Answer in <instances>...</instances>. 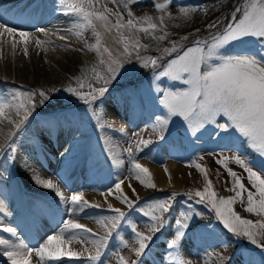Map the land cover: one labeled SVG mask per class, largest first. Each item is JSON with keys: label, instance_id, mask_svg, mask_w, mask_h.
<instances>
[{"label": "rangeland", "instance_id": "1", "mask_svg": "<svg viewBox=\"0 0 264 264\" xmlns=\"http://www.w3.org/2000/svg\"><path fill=\"white\" fill-rule=\"evenodd\" d=\"M221 1L216 2L221 3ZM12 2L13 0L2 1L5 5L11 3L8 12L13 11L15 5L17 6ZM45 2L52 23L51 44L53 48L57 46L60 49V51L55 49L52 51L49 68L64 75L65 78L61 84L57 83L55 89H59L58 92L53 90L46 93L50 97L48 100L39 103L37 99V106L27 122L21 123L24 113H14L16 117L14 116V120H10L12 122L9 121L7 126L6 132L9 133L0 135V149H3L0 151V172L3 173V176H0V238L7 239L12 244H27L34 249L44 243L49 235L57 234L63 227L64 221L69 218V208L72 206L61 201L55 188L45 192L44 188L40 187L41 181L37 180L36 175L41 172L48 174L53 179H51L53 184L59 186L65 196L70 198L73 194H82L84 200L100 205V208H86L71 217L90 229L97 237L105 235L107 231L105 224L111 223L107 219L101 220V217L114 215L108 210L110 205L127 213L118 228L112 232L107 245L102 248L101 258L96 264H124L125 261L130 264L133 260H137V264H264V247L254 243L246 235L233 233L217 216L215 220H206L209 219L208 215H211L207 207L197 205L188 197L184 200L181 194L176 195L172 210L165 213L167 223L158 232L152 233V241L144 255L137 257L134 251L138 247L135 232L147 235L154 224L150 216H146L141 209L150 211V204L172 196L168 192L160 194L156 191L183 187H188L191 191L194 186L204 184L202 168L213 180L214 186L220 189L217 197L236 196V191H233L234 178L229 171L231 170L238 174L245 188L254 193V201L259 199V191L248 179L245 165L237 164L235 158L239 156L246 164H250L262 178L264 173L245 159L236 144L227 145L230 139L243 136L236 128L222 131L216 124L209 122L203 128L195 130L193 134L187 122L182 117L175 116L161 133V123L156 118L162 114L166 117L167 112L159 103L162 94L156 93L154 89L160 87L176 90L185 85L180 81L169 79L164 82V78L153 84L154 69L150 66V61L154 57L159 58L161 68L166 66L170 59L175 58L177 53L170 52L173 44L182 53L188 47L194 46L193 42L198 38L201 41L210 40L212 35L222 32L227 23L231 22L234 14L237 18L242 16V12H236V9H243L249 0L235 2L230 13L227 14L229 20H226L225 24L215 23L214 29H205L209 24H213V21L206 18L205 9L200 4L184 6V4L180 5L178 0L175 2L94 0L90 10L108 17L107 22L94 20L98 25L96 31L100 33L99 37L91 28H79L78 23L81 18L69 14L67 5L79 3L80 0H45ZM157 5L164 7L158 8ZM118 18L121 24H127V21L132 19L135 26L114 27ZM149 24H156L157 27L150 29ZM144 29L148 30L144 31ZM42 34L46 35L44 31ZM205 34L208 35L204 37ZM48 40L52 41L49 37ZM126 45L127 50H125ZM244 47H252L251 49H255L257 53L252 50L243 51ZM97 48L100 50L98 51ZM105 48L108 51H104ZM152 50L157 54H149ZM109 52L112 53L111 56ZM137 52L141 57L140 60H137ZM220 54L255 56L258 60L264 61V41L249 35L232 41L220 50ZM69 59L74 62L76 59L75 66L72 71H64L60 64ZM101 59L105 61L119 59L128 66L119 69L120 75L107 85L108 92L90 107L77 95L67 93L65 89L72 86L78 92L86 93L92 91L89 84L92 88L103 86L102 78L107 79L109 65L101 64ZM144 64L149 66L143 67ZM14 72L15 69L12 74ZM22 79V76H17L11 81L17 82V86L22 85L16 86L20 90L25 88L27 92L39 91L36 86ZM35 110L40 114L36 115ZM11 111L15 112L13 108ZM216 120L217 124H220L227 118L220 116ZM17 123H21L19 129L16 127ZM67 127L71 130L68 138L72 137L81 147L76 149L77 152L72 158L66 157L63 153V142H54L55 135L61 136L60 134L66 133ZM215 134L222 135L223 139L220 141L225 143L224 147L216 145L220 136ZM161 135L164 136L162 140ZM140 139L150 140L152 143L148 148L138 152L133 141ZM226 139L229 140L226 142ZM193 140L198 144H194ZM10 142L16 145L14 152L6 147ZM129 146L133 147L135 163L146 168L149 165L164 168L171 182L169 186L156 185V191L153 192L146 189L134 171L129 172L133 163V159L126 151ZM117 161H123V164H118ZM171 163L188 171L190 178L188 177V181L180 187L172 184L174 174L168 167ZM148 176L152 179L149 173ZM118 177L123 181V193L130 200L139 199V203L132 209L108 192L110 188L114 189ZM228 185L231 188L229 192ZM211 189L213 190L212 187ZM241 200L244 201L243 204ZM246 206L247 191H244L240 194V199L234 201L232 208L238 209L239 213L235 212L240 217L253 221L251 230L254 234H258L259 228L255 222H263L264 215L250 213L246 210ZM181 211L190 212L191 219L178 245L170 248V241L176 238L178 231L176 220ZM154 214H158V211ZM25 217L31 218L32 221V226L28 228L32 233L27 239V235L22 233V229L27 228L29 221ZM204 220L207 221L204 225L197 223ZM218 225L227 229L234 238L239 239L240 243L230 244L224 232L219 231ZM7 227L14 228L15 235L5 231ZM63 238L68 240L67 235H63ZM92 239V236L78 233L76 238L65 245L77 256L62 257L60 260L48 261V264H92L88 259L89 256L96 254V246L92 244ZM240 239L256 244L258 249V252H255L258 258L256 263L249 258L254 250L249 251ZM6 248L7 246L0 245V264H11L3 254ZM81 253L82 255H79ZM38 260L39 257L34 254L33 264H37ZM40 264L44 262L41 261Z\"/></svg>", "mask_w": 264, "mask_h": 264}, {"label": "snow or ice", "instance_id": "2", "mask_svg": "<svg viewBox=\"0 0 264 264\" xmlns=\"http://www.w3.org/2000/svg\"><path fill=\"white\" fill-rule=\"evenodd\" d=\"M93 2L94 0H80L79 3L68 4L67 8L70 10L69 14H75L81 18L78 23L79 28H91L96 36L99 37L100 33L96 31L98 25L94 23V20L107 22L108 17L103 13L91 11ZM157 7L163 8L164 5H157ZM108 11L110 12L111 10ZM236 12H242V16L237 18L234 14L231 22L227 23L222 32L212 35L210 40H196L193 42L194 46L188 47L182 53L173 44L170 52H176L177 55L175 58L170 59L166 66L161 68L158 57L151 59L150 66L154 69L153 84L156 81H160L161 78H167L172 81H180L185 85V87L176 90L155 87V92L162 94L159 103L167 112L166 117L162 115L156 119L161 123V133L164 132L165 126L169 125L175 116L182 117L193 130V134L195 130L203 128L209 122L216 124L222 131H227L234 127L244 137L248 138L253 148L261 155H264V61L258 60L255 56H225L220 54V50L232 41L249 35H254L264 41V0H249L247 6L243 9H236ZM134 26L132 19H129L127 24H121L119 18L116 25H114L117 28H132ZM105 27L107 28V23H105ZM156 27V24L148 25L150 29H155ZM208 27L214 29L216 24H209ZM0 29L10 35L16 33V29L8 27L5 22H0ZM108 30L110 31L111 29ZM147 30L144 29V31ZM40 31H43V29ZM28 35L27 32H19V36L22 38ZM61 39H64V37H61ZM37 42L39 43V41ZM97 43L99 44V40ZM97 50L99 51L100 49L97 48ZM125 50H127V45ZM104 51H108V49L105 48ZM25 52H27V48H25ZM109 55L111 56L112 53L109 52ZM140 59L141 57L137 52V60ZM104 63H108L109 68L107 79L102 78L103 86L92 88V85L89 84V88L92 91L86 93L78 92L72 86H68L65 91L74 93L91 107L95 101L108 92L107 85L120 75L119 69L124 67L119 59L115 61L101 59V64ZM148 66V64L143 65V67ZM11 91L13 93L11 99L6 103H0V115H3L5 107L13 108L17 114L24 113L21 123L29 120L32 111L37 106V99H39V103H44L49 99L42 90L24 92L14 88ZM54 91H59V89H54ZM220 116L226 117L227 120L224 123L217 124L216 118ZM21 123L16 124L18 129L21 127ZM163 138L164 136L161 135L160 139L162 140ZM151 143L152 141L145 139L133 141V145L138 152L148 148ZM6 147L13 152L16 150L14 142H10ZM0 151H3V149H0ZM126 151L128 156L133 159L132 168L129 169V172L134 171L136 177L142 183H145L148 187L155 188L156 185L151 179H146L149 169L134 162L133 147L129 146ZM235 162L245 165L248 179L259 191L258 200L254 201V193L247 190L238 174L231 170L229 171L234 178L233 191H236V196L228 198L217 197V193L211 189L210 185L206 186L203 191L196 190L194 193L188 192L185 195L195 199L198 203H207L215 211L217 218L230 231L237 235H246L254 243L264 247V242H261L264 240V222H255L259 232L254 234L251 230L253 221L240 217L232 208L234 201L240 199V194L247 191L246 210L250 213L255 212L257 215H264V178L239 156L235 158ZM117 163L123 164V161H117ZM0 176H3L2 172H0ZM122 183L123 181L118 177L114 184V189L110 188L108 192L109 194H114L129 209H132L139 203V199L136 201L130 200L122 191ZM44 186L49 189L55 188L61 201L67 202V204L72 206L69 208V218L64 221L63 227L59 229L57 234L49 235L44 243L34 249L27 244H12L9 240L0 238V245L7 246L3 254L11 261V264H33L32 257L34 254L39 257L37 264H40L41 261L44 264H48V261L60 260L62 257L77 256L76 253H72L67 249L65 245L76 238L78 233H84L93 237L92 244L96 246V254L89 256L88 259L92 264H96L101 258L102 248L107 245L112 232L118 228L127 213L120 208H112L110 205L108 210L113 212L114 215L107 218L101 217V220L107 219L111 223L105 224L107 229L105 235L97 237L90 229H87L71 217L78 215L79 212L86 208H100L99 204L89 203L83 199L82 194H73L69 198L51 180L44 182ZM133 192H135V189H133ZM176 195L178 193H173L169 199L150 204V211L141 209L146 216H150L154 224L147 235L142 232H135V226L133 225V231L138 239V247L134 249L137 257L144 255L152 241V233L158 232L167 223L165 213H169L172 210ZM241 203L243 204L244 201L241 200ZM157 211L158 214H154ZM190 219V212L181 211L179 213L176 220L178 231L176 232V238L170 241V248L178 245ZM4 230L15 235L16 230L12 227H7ZM62 234L67 235L68 240H65ZM79 255H82V253ZM124 264H128V262L125 261ZM130 264H137V260L131 261Z\"/></svg>", "mask_w": 264, "mask_h": 264}, {"label": "bare ground", "instance_id": "3", "mask_svg": "<svg viewBox=\"0 0 264 264\" xmlns=\"http://www.w3.org/2000/svg\"><path fill=\"white\" fill-rule=\"evenodd\" d=\"M2 1L6 2L7 0H0V18H2L0 22H5L8 27L16 29V33L10 35L7 32H4L3 29H0V33H2V35H0V103H6L12 97L13 93L11 90L17 86V82L13 83L11 80L14 78L16 79L17 76H22V81L29 82L30 85L36 86L39 91L42 90L48 94L49 91L51 92L55 89L57 83L61 84V82H64L65 77L63 78L64 75L62 76L57 72H53L49 68V57L52 51L54 49L60 51V49L57 48V46L53 48L51 44V42H53L52 23L50 22V13L48 14L47 10V2H45V0H13L12 3H16L17 6L15 5L16 8L12 12H8L11 4L5 5ZM41 29H43L46 35L42 34V31H40ZM21 31L27 32L29 35L22 38L19 36V32ZM48 37L51 38L52 41L48 40ZM37 41H39V43ZM25 48H27V52H25ZM75 62L74 60L69 59L67 62L60 64L61 69L64 71H72ZM13 69L16 70L14 74H12ZM21 91L27 92L25 88L23 90L21 88ZM57 97L58 96H56V98ZM14 110L15 109H13V111ZM14 113H16V111L12 113L11 108L9 107L3 109V115H0L1 136L6 135L7 126L9 125V121L15 116ZM66 139L70 141L67 142ZM65 141L63 142V153L66 157L72 158L77 152L76 149L81 148L79 147V142L77 145L70 136L69 138H65ZM56 165H58V163ZM168 167L171 168L174 174L172 184L180 187L188 181L189 176L186 168L177 167L172 163L169 164ZM148 169L157 185L169 186L171 182L164 168L149 165ZM36 176L37 180L41 181L40 187L44 188L43 190L45 192L50 190L44 186V182L51 180L52 178L48 174L41 172H38ZM95 190H97V188ZM99 200L100 198L98 201Z\"/></svg>", "mask_w": 264, "mask_h": 264}, {"label": "trees", "instance_id": "4", "mask_svg": "<svg viewBox=\"0 0 264 264\" xmlns=\"http://www.w3.org/2000/svg\"><path fill=\"white\" fill-rule=\"evenodd\" d=\"M202 1H206V2L208 3V0H202ZM224 2H225V0L222 1V3H224ZM219 10H221V8L215 6V3H214V1H213V3H212V7L209 8V13L212 14L213 12H217V11H219ZM244 138H246V137L239 138V142H240L239 144H240V145H241V143L243 144V143L245 142V139H244ZM241 146L243 147L244 150L248 151V153H251V151L249 150L250 148L248 147V145H247L246 142H245L243 145H241ZM252 154L256 155V153L254 152V153H251L249 156L252 157ZM263 222H264V221H263ZM263 241H264V240H263Z\"/></svg>", "mask_w": 264, "mask_h": 264}]
</instances>
